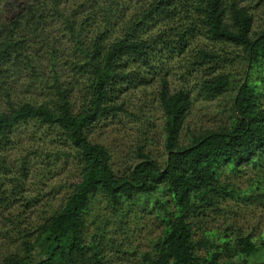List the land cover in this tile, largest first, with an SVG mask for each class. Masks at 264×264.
<instances>
[{
	"label": "trees",
	"instance_id": "trees-1",
	"mask_svg": "<svg viewBox=\"0 0 264 264\" xmlns=\"http://www.w3.org/2000/svg\"><path fill=\"white\" fill-rule=\"evenodd\" d=\"M8 6L15 8L12 15L5 11ZM0 13V170H5L0 172V215L12 222V212L18 211L13 217L16 235L0 253V264H117L108 252L120 242L109 235L108 225L118 224L116 232L122 237L136 204L154 205L163 221L160 234L140 253L139 264H247L264 247L251 235L226 230L207 243L202 256L189 222L239 196L236 187L219 179L222 168L234 173L243 163L264 165V30H252L244 0H0ZM47 18L62 35L59 48L58 42L42 41L52 62L50 81L15 35L20 24L37 35ZM198 37L230 51L198 46ZM237 49L239 53L232 51ZM184 56L186 70L201 72L200 90L207 99L231 87L233 74L223 72L228 62L239 57L245 66L230 119L189 135L186 145L179 139L191 107L190 92H171L160 75L167 61ZM21 71H29L30 81L39 82L52 96L42 101L19 97L10 80ZM68 72L70 80L61 81ZM155 82L165 158L143 152L139 145L138 159L127 172H116L102 149L90 147L89 133L101 118L127 112L129 93ZM75 93L81 96L79 104ZM30 123L69 133L77 147L73 158L83 164L78 187L32 225L24 223L28 210L37 208V201L25 196L26 165L22 162L23 173L11 178L12 185L4 183L5 154L18 131ZM51 154H45L48 162ZM99 201L114 215L96 212Z\"/></svg>",
	"mask_w": 264,
	"mask_h": 264
},
{
	"label": "rangeland",
	"instance_id": "rangeland-1",
	"mask_svg": "<svg viewBox=\"0 0 264 264\" xmlns=\"http://www.w3.org/2000/svg\"><path fill=\"white\" fill-rule=\"evenodd\" d=\"M8 1L19 2V0ZM20 1L26 2L27 0ZM244 3L249 7L252 15V30L254 32L264 30V0H244ZM13 9L15 8L8 6L5 11L12 15ZM49 19L46 20L49 21ZM50 21L46 25L39 26L37 35L30 31V26L24 24H20L15 29V35L23 39L34 63L36 61L38 65H42L44 80L49 81L52 77V62L47 53L48 47L42 41L44 40L47 44L58 42L56 43L58 48L62 41L60 28L57 24H51ZM195 41L198 46L210 51L217 53L220 49L230 51L226 45L221 46L203 37H198ZM232 51L239 53V49ZM63 55L64 53L59 54V57ZM59 57L56 56V58ZM187 57H177L172 61H167L164 70L160 72L161 77L166 78L171 92L180 88L190 92L191 107L179 139L180 144L183 145L188 143L189 135L215 129L230 119L236 87L245 71V66L240 61L241 58H233L223 68L224 73L233 74L230 78L233 81L231 87L220 96L207 99L200 90L201 72L186 70ZM68 74L69 72L63 74L61 81H69L70 78L66 77ZM29 77V71H21L14 80H10V85L14 87L19 97L42 101L52 96L53 93L50 90H46L39 82L33 84ZM157 87L158 83L155 82L151 87L139 88L129 93L130 96L125 106L127 112H120L114 117L101 118V121L95 124L90 131L88 136L90 147L102 149L110 157L109 165L112 170L119 171V173L127 172L138 159L136 149L139 145L143 147V152L151 151L154 155L157 153L165 158L162 146V113L154 97ZM74 98H77L75 99L77 104L81 103L80 94L75 93ZM262 104L264 105V98H262ZM33 133L41 140L33 139ZM70 136L69 133H64L60 129H41L30 123L26 129L22 128L18 131L13 148L6 152L8 175L4 176L5 187L10 186L12 177L22 175L23 162L27 167V178L24 183L25 196L30 199V202L37 201V208L28 210L30 215L24 223L32 225L38 222L44 210L49 211L50 206L59 205L62 199L70 195L75 186L77 188L82 181L83 164L73 158L77 147L74 145V138ZM39 146H42L44 150L37 148ZM34 151H37L36 154H33ZM50 152H52V158L48 162L45 154H50ZM58 152H66L68 155L57 157ZM162 161L159 160V162ZM0 172L5 173V170L2 169ZM219 179L236 187L239 196L221 201L216 209L208 210L189 220L194 231V241L200 244L198 253L202 256L206 255L209 249L207 243L211 244L220 232L226 230L230 233L238 231L251 235L258 246L264 242V165L251 167L243 163L234 173L222 168ZM2 182L3 179H0V189ZM95 208L100 214L114 215L103 202L99 201ZM1 209L0 205V211ZM17 212H12V222L2 219L0 215L1 254L16 235L17 224H14L16 220L13 217ZM155 212L152 204H136L127 218L129 224L122 231V237L116 232L119 228L118 224L116 226L113 221L108 225L109 235L120 242L115 249L107 248L110 250L109 257L117 264H139L140 253L149 249V240L160 234L163 225L161 216H156ZM89 230L92 232L93 226ZM247 264H264V247L259 248L258 252L248 259Z\"/></svg>",
	"mask_w": 264,
	"mask_h": 264
}]
</instances>
